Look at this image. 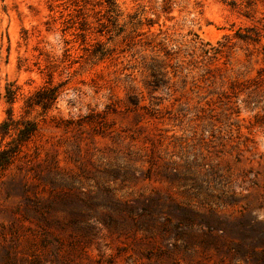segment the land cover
Returning a JSON list of instances; mask_svg holds the SVG:
<instances>
[{
    "label": "rangeland",
    "instance_id": "1",
    "mask_svg": "<svg viewBox=\"0 0 264 264\" xmlns=\"http://www.w3.org/2000/svg\"><path fill=\"white\" fill-rule=\"evenodd\" d=\"M113 1L0 0V264H264V0Z\"/></svg>",
    "mask_w": 264,
    "mask_h": 264
},
{
    "label": "trees",
    "instance_id": "2",
    "mask_svg": "<svg viewBox=\"0 0 264 264\" xmlns=\"http://www.w3.org/2000/svg\"><path fill=\"white\" fill-rule=\"evenodd\" d=\"M108 2V11L111 15L118 16L117 5L113 0H106ZM17 90L9 88L7 90V100L13 103L16 99ZM60 96L59 87L46 88L45 86L37 90L32 96L28 98V105L33 107H41L43 111L50 109L58 101ZM16 123V124H15ZM38 123L33 120L15 121L9 113V117L0 125V133L8 134L12 128L16 130V136L9 143L10 147L7 149H0V168L9 164L12 159L22 151V148L33 138L38 131Z\"/></svg>",
    "mask_w": 264,
    "mask_h": 264
}]
</instances>
